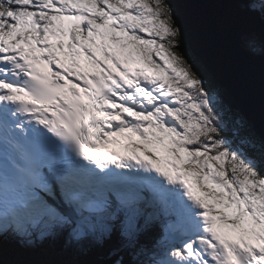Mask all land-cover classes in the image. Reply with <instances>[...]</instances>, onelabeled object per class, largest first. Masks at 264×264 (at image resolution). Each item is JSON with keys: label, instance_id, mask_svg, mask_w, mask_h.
<instances>
[{"label": "snow or ice", "instance_id": "6c2138e0", "mask_svg": "<svg viewBox=\"0 0 264 264\" xmlns=\"http://www.w3.org/2000/svg\"><path fill=\"white\" fill-rule=\"evenodd\" d=\"M213 2L264 62V0ZM187 45L171 0H0V264H264V134Z\"/></svg>", "mask_w": 264, "mask_h": 264}, {"label": "water", "instance_id": "95a60500", "mask_svg": "<svg viewBox=\"0 0 264 264\" xmlns=\"http://www.w3.org/2000/svg\"><path fill=\"white\" fill-rule=\"evenodd\" d=\"M175 9L191 53L229 85L256 134H264V62L238 51L232 41L235 29L250 22L237 15L234 6L213 0H179ZM194 24L200 26L195 32Z\"/></svg>", "mask_w": 264, "mask_h": 264}, {"label": "trees", "instance_id": "16d2710c", "mask_svg": "<svg viewBox=\"0 0 264 264\" xmlns=\"http://www.w3.org/2000/svg\"><path fill=\"white\" fill-rule=\"evenodd\" d=\"M178 1L179 0H171L173 7H175V4ZM176 17H177V12H176ZM187 48H188L189 53L192 54L188 45H187ZM59 248H60L59 243H57L54 246L52 245L39 246L38 250L40 249L42 252H45L47 255L44 257V259L38 260L37 262L58 259L59 258V254H58ZM18 251L19 249L16 248L14 244H11L6 241L4 244V251H3L4 264H13L14 261H22V260L34 261L31 257H28V258L25 256L21 257Z\"/></svg>", "mask_w": 264, "mask_h": 264}, {"label": "rangeland", "instance_id": "374dc122", "mask_svg": "<svg viewBox=\"0 0 264 264\" xmlns=\"http://www.w3.org/2000/svg\"><path fill=\"white\" fill-rule=\"evenodd\" d=\"M18 252H19V255L21 257H24V256L27 257V258L31 257L36 262L38 260L44 259V257L47 255L45 252H42L40 249L38 250V248H36L35 250H33L31 252H23L21 250H19Z\"/></svg>", "mask_w": 264, "mask_h": 264}]
</instances>
